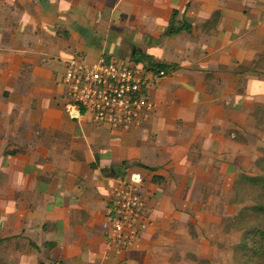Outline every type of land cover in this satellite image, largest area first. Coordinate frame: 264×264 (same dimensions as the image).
<instances>
[{"label":"crops","instance_id":"0c3cea01","mask_svg":"<svg viewBox=\"0 0 264 264\" xmlns=\"http://www.w3.org/2000/svg\"><path fill=\"white\" fill-rule=\"evenodd\" d=\"M101 57L177 66L148 85L138 128L66 117L67 62ZM263 120L264 0H0V264L210 257ZM131 174L147 223L108 249L105 209Z\"/></svg>","mask_w":264,"mask_h":264},{"label":"built area","instance_id":"2783aa9c","mask_svg":"<svg viewBox=\"0 0 264 264\" xmlns=\"http://www.w3.org/2000/svg\"><path fill=\"white\" fill-rule=\"evenodd\" d=\"M157 74L144 66L126 65L101 57L88 63L69 60L63 75L66 86L64 113L74 121L89 120L115 132H128L141 126L153 110L146 89ZM140 174L121 179L113 188L101 228L108 249L131 247L146 225V199L140 192Z\"/></svg>","mask_w":264,"mask_h":264},{"label":"rangeland","instance_id":"374dc122","mask_svg":"<svg viewBox=\"0 0 264 264\" xmlns=\"http://www.w3.org/2000/svg\"><path fill=\"white\" fill-rule=\"evenodd\" d=\"M262 122L263 127L259 130L264 134V120ZM261 147L260 156L254 161L253 167L249 170L247 176L264 177V142ZM258 161L259 164H257ZM227 196L229 204L234 207L232 212L231 209H229V212H226L224 208L221 209L224 215H229L224 219L222 225L223 235L218 241L212 242V246L215 245L216 247L212 255L200 259L196 264H238L240 255L237 250L242 238L248 231L251 232L253 227L261 226L264 223V215L261 210H258V207H264V192L259 188L239 185L237 192L231 191ZM245 207H253V210L247 212L245 219L231 223V219L236 217L238 212Z\"/></svg>","mask_w":264,"mask_h":264},{"label":"trees","instance_id":"16d2710c","mask_svg":"<svg viewBox=\"0 0 264 264\" xmlns=\"http://www.w3.org/2000/svg\"><path fill=\"white\" fill-rule=\"evenodd\" d=\"M180 30L181 29H176L174 32L177 33ZM145 60H146L145 67L156 74L158 72H163L164 75H169L177 68L176 65L156 63L148 57ZM259 161L257 164H259ZM153 181L158 182L160 181V179L154 177ZM239 185L257 187L262 192H264V177L262 176L250 177L242 174L236 179L232 191L237 192ZM251 210H253V207L250 208L245 207L244 209H242V211H239L237 216L233 217L230 222L232 223L237 220L239 221L245 219V217L247 216V212ZM258 210H261V212L264 215L263 206L258 207ZM237 252L240 255L238 264H264V223L261 226L253 227L251 232L248 231V233L244 235L238 246Z\"/></svg>","mask_w":264,"mask_h":264}]
</instances>
